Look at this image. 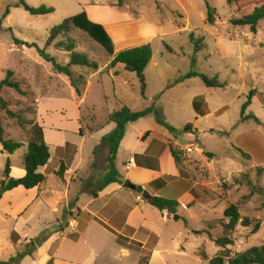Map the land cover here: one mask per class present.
<instances>
[{"label": "rangeland", "instance_id": "rangeland-1", "mask_svg": "<svg viewBox=\"0 0 264 264\" xmlns=\"http://www.w3.org/2000/svg\"><path fill=\"white\" fill-rule=\"evenodd\" d=\"M17 2L0 0V83L5 78V70L11 69L16 79L25 83L30 95L24 97L14 89L4 87L2 95L10 102V108L19 111L33 104L36 113H26V118H36L48 135L52 125H61L65 141L83 152L82 166L93 160L90 151L98 144V150H95L98 158L93 164L96 174L91 175L95 188L106 174L108 147L102 137L116 127L109 121L108 114L122 106L141 110L154 105L173 131L160 125L157 114L153 113L127 124L125 140L137 130L144 131V134L149 131V138L160 137L158 132L165 133L176 143L171 142V145L181 152L182 158L183 183L173 192L185 187L188 193L193 192L196 196L180 199L176 209L179 219L166 211L164 214L168 215V220L163 222L158 211L148 209L145 212L146 220L160 237L140 229L136 237L141 240L144 252L135 245L123 253L113 238L104 237L100 243L101 233L94 232L102 248L101 264H141L143 256H147L149 264H208L205 258L211 259L222 250L216 244L218 238L233 240L228 246L231 255L264 244V174L258 176L256 170L257 166L264 168V124H258L254 119L241 120L242 106L253 90L245 114H254L264 123V18L259 21L257 32L248 25L233 23L235 18L250 14L255 6L240 9L227 0H26L31 7L54 8L52 13L33 15L23 6H14ZM207 4L215 9L213 24L206 21ZM9 5H12L10 13L4 17ZM106 8L110 9L109 13ZM82 11L107 20L131 18L155 23L160 35L151 46L156 62L166 69L164 80L157 67L149 65L145 69L146 90L143 94L137 74L119 63L103 68L85 86L87 75L97 70L73 65V77L82 94L86 91V99L80 103L71 79L58 73L51 62L39 55L37 48H45L60 64L67 65L70 52L56 49L54 44L70 39L76 52L97 62L99 69L103 67L112 55L81 29L76 28L67 36L58 37L46 47L51 28ZM93 19L90 20H100ZM191 33L196 38H203V50L195 51ZM15 39L25 44H17ZM191 70L217 78L226 85L208 87L200 77L183 79L184 85L176 83L180 74L184 76ZM163 83L169 85L161 88ZM77 113L82 117V134L78 132ZM0 120L5 126L6 138L24 143L13 154L3 151L0 143L1 180L8 159L14 164L23 162L30 126L19 125L17 119L9 118L5 112H0ZM186 125H191L192 129L186 130ZM46 142L51 160L46 167L39 168L46 176L39 198L21 216L13 215L10 203L14 204L13 207L16 203L22 204L30 194L17 192L0 206V261H8L24 252L31 241L28 239L34 241L40 236L48 237L51 231L73 226L66 207L63 214L65 200L58 190L59 182H62L56 172L60 166L56 157L58 147L53 142ZM188 146L193 150L186 151ZM238 148L251 158L244 157ZM123 159V155H117V168L119 166L124 174ZM243 173L250 174L254 190L236 181ZM122 177L123 181L127 180L124 175ZM121 185L124 186V182ZM125 190L144 198L142 192L133 188L126 187ZM143 190L150 192L148 188ZM164 193L171 194L170 191ZM82 198L84 203L89 196ZM231 204L238 205L242 217L252 220L251 226L245 227L239 222L234 230L225 227L224 223L229 219L224 212ZM57 209L59 212L55 214ZM256 222L260 228L250 234ZM33 257L39 260L41 254ZM224 264L229 263L225 261Z\"/></svg>", "mask_w": 264, "mask_h": 264}, {"label": "crops", "instance_id": "crops-1", "mask_svg": "<svg viewBox=\"0 0 264 264\" xmlns=\"http://www.w3.org/2000/svg\"><path fill=\"white\" fill-rule=\"evenodd\" d=\"M106 9L109 13L110 9ZM87 15L90 19H100L95 22L103 24L111 36L115 44V54L143 44H152V41L160 35L159 28L152 22H140L131 18L116 20L113 17L107 20L105 17H99L95 13L90 14L89 12H87ZM113 57L111 56L103 67L87 75L85 86H88L90 79L95 74L103 68L108 67ZM149 65L157 67L164 80L166 69L156 62L154 54ZM182 77L183 74H180L179 80H176V83L184 85L185 80ZM168 85L163 83L161 88ZM78 97L80 98V103H83L86 99V91ZM76 121L79 127L78 132H80L82 117L79 113L76 114ZM59 126L52 125L49 135L44 126L43 128L46 140L53 142L58 147L59 151L56 150V157L59 163L63 161L66 168L63 176L60 178L62 182H59L58 190L60 196L62 195L65 200V203L62 205L64 208L63 214L67 208L69 221L72 222L73 226L68 225L67 227L51 231L42 245L37 246L33 254L25 256L19 264H47L50 259L53 261L52 264H101L99 257L102 253V248L99 246L98 238H95L94 232L101 233L100 243H103L104 237L109 236L113 238L120 245L123 253L128 252V247L118 243L117 237L119 235L128 237L130 241L141 242L136 235L140 229H145L159 236L155 232V228L146 220L145 212L148 209L158 211L162 221L166 222L168 220V215L164 214L166 211L157 210L149 202L140 198L139 195L133 194L131 192L133 190L130 189L131 191L128 192V190H125L126 187L118 182H113L100 191L97 198L92 197L87 192H83L84 188H93L91 175L96 174L93 164L95 165L94 160L98 158V154L95 152V150H98V144L90 151L93 160L90 158L92 160L90 164L82 166L84 163L83 152L80 148L74 147V149L73 145L65 141L62 128ZM131 133L127 140H125L126 131L125 137L118 149L117 155L121 154L124 156L121 164H123L125 173L123 174L118 166L120 174L124 175L131 183L142 186V188H148L151 196H162L180 201V199L189 194L187 192L188 189L185 187H181L180 191L173 192L183 183L181 171L171 153V142L173 145H176V143L163 132H158L161 135L160 137L153 138H149L148 136L143 138L144 131L137 130L136 134ZM106 155L107 152H105ZM25 174L26 170L23 162L18 164L11 163L10 175L12 177L21 178ZM160 179L165 180L164 187L157 189L149 186L151 182ZM41 188L42 186L26 189L23 186H18L4 193L0 199V206L17 192L30 194L22 204L16 203V206H14L16 210L13 209V203H10L9 206L13 210L14 216L24 215L39 198ZM165 191H170L171 194L165 195ZM77 195H79V199H77ZM84 195H88L89 198L83 203L82 197ZM73 203H75L74 207L72 206ZM58 212L59 209L54 211L55 214ZM75 216H78V219ZM79 218L82 219L81 222ZM127 231H131L132 233L128 235ZM34 254H41V258L39 260L34 259Z\"/></svg>", "mask_w": 264, "mask_h": 264}, {"label": "trees", "instance_id": "trees-1", "mask_svg": "<svg viewBox=\"0 0 264 264\" xmlns=\"http://www.w3.org/2000/svg\"><path fill=\"white\" fill-rule=\"evenodd\" d=\"M122 2V0H121ZM228 3H234L238 6V8L242 9L248 6H255L254 10L247 15H244L240 18H235L233 23L235 25H248L250 26L253 32H257V26L260 20L264 18V0H227ZM14 6H23L25 10L30 12L33 15H45L52 13L54 11L53 7L41 6L38 8L31 7L26 3V0H18ZM12 5H9L5 11L4 17H7L10 13V8ZM215 9L212 8L209 4H207V18L206 21L209 24H213L215 21ZM81 29L85 31L91 38H93L96 42H98L101 46H103L106 51L114 56L109 66L114 67L115 65L121 63L125 66V68L129 71H133L137 74L142 88V93L144 94L146 90V76L145 69L150 63L153 56V49L150 43L143 44L140 46L132 47L129 49H125L115 54V45L114 42L105 29V27L97 22H94L89 19L87 13L82 11L76 15L66 18L62 23L55 25L51 28L49 37L46 42V47H49L54 43V41L61 36H67L74 29ZM190 40L194 44L195 51L199 52L205 48L203 44V38H196L194 33L190 34ZM17 44L24 45L25 42L15 39ZM56 49L65 50L70 52V62L67 65L60 64L56 58L48 53L46 49L37 48L39 55L48 62H51L54 69L58 73H63L67 75L71 79V84L75 88V91L78 96L82 95V90L76 83L75 78L73 77V72L71 67L73 65L78 66H86L92 69L98 70L99 64L95 61H91L89 57L85 54H81L75 51V45L69 39L68 42H57L54 44ZM170 51L173 49L170 46H167ZM196 61V60H195ZM192 77H200L204 84L208 87H223L226 83H220L217 78H211L206 74L199 73L195 70H191L187 74H185L182 79L192 78ZM83 79V77H80ZM25 83L16 79L15 73L11 69L5 70V78L0 83V112H5L6 115L11 119H17L19 125L25 127L26 125L30 126L29 136H28V147L27 151L23 157V165L26 170V174L21 178H15L10 175L11 173V162L10 159L7 160L4 177L0 180V199L3 194L7 191H10L18 186H23L26 189H31L34 187H40L43 182L46 180V176L44 173L39 171L40 167L47 165L51 158V153L49 150V146L45 139L44 128L42 124L36 119H27L26 113L34 114L36 113V107L33 104L26 106V108L21 110H12L10 108V102L6 100L3 95L4 87H9L14 89L20 95L24 97H28L30 92L25 89ZM254 91L252 90L248 96V101L242 106V117L241 120L245 121L248 119H254L258 124H264L257 116L254 114H245L247 107L251 103V98L253 96ZM156 113L157 122L160 125L165 126L170 131H173V127H171L166 121L162 119V117L158 114V110L154 105H150L141 110H132L128 106H122L120 109L112 112L108 119L111 122L116 124V127L108 134L102 137V142L105 143L108 147V155L106 157V174L102 182L97 184L95 188L88 189L84 188L83 192L89 193L92 197L97 198L99 196V192L102 191L105 187H107L110 183L118 182L123 183V177L118 171L117 168V153L120 146L121 141L123 140L127 124L131 122H135L143 117H146L150 114ZM186 130L192 129L191 125H186ZM80 134H82V129H80ZM150 135V132L147 131L144 135ZM0 143L3 147V151L8 154H13L16 150L21 148L24 143L20 141H15L13 139L6 138V129L3 122L0 120ZM241 154L244 157L251 158V156L239 149ZM171 153L175 159L177 166L181 167L182 158L180 156V151L177 150L174 146L171 145ZM213 155V154H211ZM66 168L64 162L61 161L57 174L59 176H63ZM257 175L261 176L264 174V168L261 166L256 167ZM182 171V168L180 169ZM128 180V179H127ZM130 181V180H129ZM240 185H248L254 190L253 180L248 173H243L239 179H236ZM131 183V182H130ZM134 185V191L142 192V186ZM149 186L153 188H161L165 186V180L160 179L154 182H151ZM191 195L195 198V194L190 192L183 199H190ZM77 199H79V195H77ZM151 205L157 207L161 211H168L170 215H174L175 219H179V215L177 214V207L179 206V201L176 199L166 198L162 196H150L149 198H143ZM75 203L72 204L74 207ZM225 217L229 219L228 222H225L224 225L229 230H234L239 222L243 224V226L248 227L252 225V220L249 217H242L240 213V209L238 205L231 204L224 212ZM260 228L259 222H256L250 234L256 233ZM47 239V236L37 237L36 240H31L29 245L26 246L24 252L17 253L16 256L11 257L8 261H0V264H19L20 261L27 255H32L34 252V248L42 245V243ZM117 241L119 244L124 245L126 247H134L136 245L137 248L140 249L141 252H144V248H142V243L138 241H130L128 237L119 235L117 237ZM130 241V243H129ZM216 244L222 248L220 252L213 258L208 259V264H224L227 261L229 264H264V244L261 246H253L243 252L231 255L229 245L233 244V240L229 237H221L216 239ZM147 256H143L141 258V264H149V261L146 260ZM53 261L50 259L47 264H52Z\"/></svg>", "mask_w": 264, "mask_h": 264}, {"label": "water", "instance_id": "water-1", "mask_svg": "<svg viewBox=\"0 0 264 264\" xmlns=\"http://www.w3.org/2000/svg\"><path fill=\"white\" fill-rule=\"evenodd\" d=\"M130 182L131 181H129V180H125L124 186L129 187V188H134V185H132ZM142 196L144 198H149L151 195L149 194V192L147 190H143L142 191Z\"/></svg>", "mask_w": 264, "mask_h": 264}, {"label": "built area", "instance_id": "built-area-1", "mask_svg": "<svg viewBox=\"0 0 264 264\" xmlns=\"http://www.w3.org/2000/svg\"><path fill=\"white\" fill-rule=\"evenodd\" d=\"M196 147H198V145L196 146ZM193 149H192V146H188L187 148H186V151H192Z\"/></svg>", "mask_w": 264, "mask_h": 264}]
</instances>
